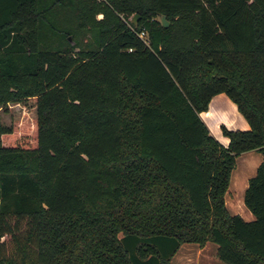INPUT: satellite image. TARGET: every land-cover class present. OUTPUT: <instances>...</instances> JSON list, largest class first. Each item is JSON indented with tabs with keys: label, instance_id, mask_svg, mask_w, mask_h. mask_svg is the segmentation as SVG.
<instances>
[{
	"label": "trees",
	"instance_id": "trees-1",
	"mask_svg": "<svg viewBox=\"0 0 264 264\" xmlns=\"http://www.w3.org/2000/svg\"><path fill=\"white\" fill-rule=\"evenodd\" d=\"M219 92L248 124H220L225 146L198 115ZM28 99L0 122V264H170L207 241L264 264V0H0V109ZM251 150L245 221L224 193Z\"/></svg>",
	"mask_w": 264,
	"mask_h": 264
},
{
	"label": "crops",
	"instance_id": "crops-1",
	"mask_svg": "<svg viewBox=\"0 0 264 264\" xmlns=\"http://www.w3.org/2000/svg\"><path fill=\"white\" fill-rule=\"evenodd\" d=\"M198 115L207 127L209 134L223 146L227 144L228 139L221 134L220 124L229 129L248 128L247 122L237 111L235 104L222 92L211 96L206 109L200 111ZM260 159V153L254 150L237 155L224 193V203L228 212L238 214L245 221L252 220L253 216L244 206L240 196L246 187L247 179L254 174ZM227 197H231V199L227 201ZM215 248V243L212 245L209 241L201 246L193 242H184L173 253L170 264H172V260L173 264H221L213 258L212 254Z\"/></svg>",
	"mask_w": 264,
	"mask_h": 264
},
{
	"label": "rangeland",
	"instance_id": "rangeland-1",
	"mask_svg": "<svg viewBox=\"0 0 264 264\" xmlns=\"http://www.w3.org/2000/svg\"><path fill=\"white\" fill-rule=\"evenodd\" d=\"M33 115H34L33 101L28 99L22 103L9 104L7 112H3L0 109V122L3 124H9L12 120H28ZM236 164H237V160H236ZM241 198H242V193L240 199ZM230 199L231 197H227V201ZM237 202H239V200H237ZM210 244L214 245V243L212 242H210ZM220 263L223 264L222 262ZM172 264H173V260H172Z\"/></svg>",
	"mask_w": 264,
	"mask_h": 264
},
{
	"label": "water",
	"instance_id": "water-1",
	"mask_svg": "<svg viewBox=\"0 0 264 264\" xmlns=\"http://www.w3.org/2000/svg\"><path fill=\"white\" fill-rule=\"evenodd\" d=\"M135 19H136V15L134 14L132 17H131V22H135ZM158 21L160 22V24H161V26H163V27H165V26H167L168 25V22H167V20H165V17H164V15L163 14H161V15H159L158 16Z\"/></svg>",
	"mask_w": 264,
	"mask_h": 264
},
{
	"label": "built area",
	"instance_id": "built-area-1",
	"mask_svg": "<svg viewBox=\"0 0 264 264\" xmlns=\"http://www.w3.org/2000/svg\"><path fill=\"white\" fill-rule=\"evenodd\" d=\"M138 36H139L140 38H143V33H142V32H139V33H138ZM143 41L146 42V40H144V39H143Z\"/></svg>",
	"mask_w": 264,
	"mask_h": 264
}]
</instances>
